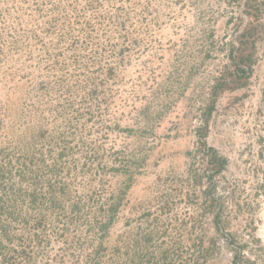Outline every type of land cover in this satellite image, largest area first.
<instances>
[{
	"label": "rangeland",
	"instance_id": "374dc122",
	"mask_svg": "<svg viewBox=\"0 0 264 264\" xmlns=\"http://www.w3.org/2000/svg\"><path fill=\"white\" fill-rule=\"evenodd\" d=\"M98 261L264 264V0H0V264Z\"/></svg>",
	"mask_w": 264,
	"mask_h": 264
},
{
	"label": "trees",
	"instance_id": "16d2710c",
	"mask_svg": "<svg viewBox=\"0 0 264 264\" xmlns=\"http://www.w3.org/2000/svg\"><path fill=\"white\" fill-rule=\"evenodd\" d=\"M208 153L210 154V157H211V159L213 158V159H215V160H217V164H218V169H217V171H215V172H220L223 168H224V166H225V164H226V161H225V159H223V158H219V159H216V153H215V151L213 150V149H208ZM31 162V161H30ZM33 164V162H31V165ZM213 173H211L210 175H212ZM129 188V184L125 187V189L127 190ZM124 193V192H123ZM121 195H122V193H121ZM36 199V198H35ZM35 199L33 198V201H35ZM121 202L122 201H120V199H118L117 200V203H111L110 205H109V208H108V210H107V215H106V218H107V223H105L104 225H102L103 226V229L104 228H107L110 224H112L113 223V220H114V216H115V214L117 213V210H118V207L120 206V204H121ZM220 206V205H219ZM1 232H3V235L2 236H5V234H6V231L4 230V229H2V231ZM99 246H100V243H99ZM98 258H100V259H102V256L100 257H98ZM99 262V261H98ZM98 262H96L95 264H100V262L98 263ZM108 263V262H107Z\"/></svg>",
	"mask_w": 264,
	"mask_h": 264
}]
</instances>
